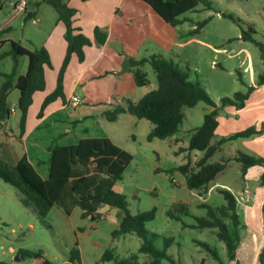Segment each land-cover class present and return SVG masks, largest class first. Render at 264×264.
I'll list each match as a JSON object with an SVG mask.
<instances>
[{
	"label": "rangeland",
	"instance_id": "1",
	"mask_svg": "<svg viewBox=\"0 0 264 264\" xmlns=\"http://www.w3.org/2000/svg\"><path fill=\"white\" fill-rule=\"evenodd\" d=\"M207 1L210 2V8L200 2L195 9L181 15L195 22L205 20V23L194 33L200 41L193 42L184 49L178 65L187 71L189 79L198 81L214 101H219L221 97H231L235 92H245L247 87L242 81L250 85L257 74L264 70L260 49V45L264 49V0ZM39 10L44 17L42 24L23 28L20 27L19 20H16L12 32L0 31V86L3 75L10 72L14 64L10 44L5 41L7 37L22 39V45L34 49L45 35L48 18L56 13L46 2L42 3ZM10 12L11 7L4 8L0 12V20ZM224 13L231 14L233 18L224 16ZM191 26L187 19L179 25L185 31ZM248 28H252L254 32L247 33ZM242 32H246L252 39L241 38ZM22 37L30 39L33 45H27ZM16 61L17 73H24L27 57L19 55ZM146 69L155 80L150 67L147 66ZM139 90L146 89L143 87ZM18 93L17 89H12L7 98L9 106L14 108L9 116L8 124L11 127L7 130L14 137L19 132ZM32 107H35L34 104ZM209 107L200 101L193 107L184 108V119L175 133V136L181 138L178 144L169 138L147 140L151 128L147 119H138L126 113L114 122L100 117L81 120L77 110H73L71 106L47 119L33 131L25 143L16 141V144L21 152L26 147L38 172L45 176L50 158V153L46 150L47 144L72 143L87 134L112 138L133 156L121 179L115 182L114 188L126 196L128 209L132 214L155 208L154 218L147 221L145 227L150 233L160 236L156 239V244H162L163 236L172 237L173 242L168 252L177 264H200L202 261L203 264H218L210 253L196 243V240L205 241L217 250L221 261L232 264L224 243L212 229H199L189 225L195 222V217L206 214V209L199 207L202 202L210 205L225 203L218 187L229 188L238 199H242L243 185L239 164L234 162L219 173L208 184L205 193L188 189L182 173L177 169L185 161L183 156L186 153H177L178 146L185 147L188 144L191 130L202 123L203 114ZM77 118L80 120H76ZM135 121L139 122L136 124ZM0 127L3 128L2 125ZM66 127L73 129L69 135L64 130ZM240 140L235 141V147H240ZM194 152L199 154V151ZM244 184L246 188L254 189L258 181L249 178ZM242 203L240 200L238 213L243 223L240 237L245 240V246L240 250L239 258L250 264L258 241L264 248V219L261 212L251 210ZM178 204L186 205L188 214L175 212ZM170 213L178 215L179 220L172 218ZM118 227V223L103 216L94 221L82 219L78 207L66 214L59 206L54 205L45 219H42L33 208L24 204V197L14 187L0 178V264H42L41 257L21 255L20 259H15L21 250L40 251L42 257L54 264H78L68 262L69 251L75 242L80 251L79 264H118L124 259L147 264L150 256L138 250L142 240L134 233L113 235ZM106 249L112 250L113 258L101 260ZM160 264L171 262L162 259Z\"/></svg>",
	"mask_w": 264,
	"mask_h": 264
},
{
	"label": "trees",
	"instance_id": "2",
	"mask_svg": "<svg viewBox=\"0 0 264 264\" xmlns=\"http://www.w3.org/2000/svg\"><path fill=\"white\" fill-rule=\"evenodd\" d=\"M50 4L57 12L58 21L65 26L64 38L67 42L66 53L59 68L56 86L48 93L39 108L37 117L43 115L48 104L60 98L65 100L63 77L66 67L72 54H75L79 61L84 59V46L91 45L92 41L87 37L81 28L74 26L73 16L75 9L68 6L64 0H41ZM148 4L161 19L177 25L186 18L183 15L189 10L203 2L205 7L210 8L207 0H142ZM233 18L231 14H223ZM194 28L190 30L194 34L203 26L205 20L195 22ZM254 32L252 28L246 31ZM242 32L241 38L252 39L251 36ZM105 33L98 27L94 29V41H104ZM10 53L14 57V64L10 72L5 73L0 86V125L9 119L11 107L7 102L8 95L12 89L19 92L17 107L20 110L19 136L25 131L27 112L33 101V94L45 88L44 68L51 67V60L45 47L40 46L29 49L20 42L8 39ZM261 58L264 65V49L260 45ZM23 55L27 57V68L24 73H17L16 57ZM148 63L155 74L156 86L147 91L142 97L134 101L131 98H124L122 102L116 103L111 109L104 111L108 121H115L121 113H129L139 119H147L152 127L147 134V140L153 138L165 139L174 135L184 119V108L193 107L200 101L211 106L212 109L203 114L202 123L191 130L187 150L199 151L196 159L187 156L184 163L178 165L177 169L182 173L184 182L188 189L203 191L208 189V184L215 180L216 176L223 172L229 165L231 159L240 164L241 174L244 175L248 167L260 164L264 166V157H258L245 152H237L233 158L220 157L214 160L216 153L221 152L222 146L231 140L250 137L260 133V129L248 127L236 131L228 136L215 139V130L218 125L217 116L219 110L226 105H234L236 108L243 107L249 93L255 88L246 86L245 92H235L231 97H221L215 102L204 87L198 82L189 79L186 70L182 69L176 62L162 56H151L149 58L135 59L128 56L123 70L130 71L137 86L148 85L149 79L142 70V66ZM264 83V70L256 76V84ZM50 158L48 164V176L43 178L24 154L18 161L12 163L0 154V178L9 183L23 197L24 204L33 208L37 214L45 219L50 209L57 205L69 214L74 207L81 210L82 219L91 221L99 218L95 211L104 206L116 207L118 209V233H134L142 242L138 248L140 253L150 256L147 264H160L162 259L175 263L168 248L173 242L172 237L163 236L162 244H156L158 234L150 233L145 224L154 218L155 208L145 212L132 214L128 209L126 196L114 189V184L121 179L122 173L128 163L132 160V154L126 149L115 144L106 136H90L79 139L75 143L56 144L49 147ZM260 182L264 185V170ZM225 203L210 205L202 202L199 207L206 209L204 216L195 217V222L189 226L214 231L216 237L226 247L227 257L232 264H244L237 257L238 249L244 245L240 237V229L243 223L237 211V199L227 188L218 187ZM175 212L188 214V207L178 204ZM264 215V205L262 206ZM170 216L179 220V216L170 213ZM184 226H188L184 224ZM210 255L217 260L218 264H226L221 261L217 250L209 243L196 240ZM21 255L30 257H41L42 264H54L46 257H42L40 251L29 252L19 251ZM113 258L112 250L106 249L101 260ZM68 261L70 263L80 262V251L77 242L69 251ZM118 264H140L130 259L121 260ZM203 264V261L200 263ZM257 264H264V248H261L257 256Z\"/></svg>",
	"mask_w": 264,
	"mask_h": 264
},
{
	"label": "crops",
	"instance_id": "3",
	"mask_svg": "<svg viewBox=\"0 0 264 264\" xmlns=\"http://www.w3.org/2000/svg\"><path fill=\"white\" fill-rule=\"evenodd\" d=\"M64 1L68 6L76 10L73 16L74 26L81 28V31L91 39L92 44L84 46L83 61H79L75 54H72L70 58L63 77L65 100L63 101L58 98L51 102L44 109L42 117L38 118V108H40L44 97L56 86L57 74L67 47V42L64 38L65 26L61 21H58L57 12L48 18V22L45 26V35L40 43L36 45V47H45L51 60V67L44 68L46 81L45 88L44 90L37 91L33 94V101L28 108L25 131L22 136H19L18 132V135L14 137L12 135L13 133L10 130H7L11 127V125L8 124L9 119L4 122L5 126H3V128L0 127V154L12 163L18 161L25 154L34 165L28 155L26 147L24 151L21 152L16 143H25L33 131L39 128L54 114L71 106L73 110H77L78 118L81 120L89 117L106 119L104 116L105 110L111 109L116 103L122 102L124 98H131L136 101L147 91L154 88L156 82L148 74L146 69L147 66L150 67L148 63L142 66V70L146 73L149 79L148 85L137 86L132 73L123 70L128 56L135 59L162 56L179 64L184 49L191 43H198L200 41L195 36L196 34L190 33V30L194 28L195 20L185 17L192 24L191 28L185 31L181 29L179 25L186 21V19L180 24L172 25L161 19L159 15H157L153 9L142 0ZM42 3L43 1L41 0H26V5L22 8L17 4L16 0H0V12L6 7H11L10 14L0 20V31H6L7 33L12 32V29L14 28L13 24L16 20H19V23H21L20 27L23 28L33 24H42V22H44V17H42L39 10ZM96 27L105 33L104 41L101 43L94 41V29ZM11 38L12 37L8 36L6 40ZM22 38L27 42V45H33L30 39L25 37ZM15 40L22 42V39ZM1 41L2 40H0V42ZM18 74L21 73L19 72ZM152 77L155 79L154 72ZM246 85H252L255 88L249 93L243 107L236 108L234 105H226L219 110L215 139L228 136L236 131L244 130L252 126L256 129H260L264 124V83L257 85L256 79H253L250 85L248 83H246ZM143 87H145L146 90H139ZM73 96L79 98V104H73L71 101ZM215 102L218 103L219 101ZM33 104L35 106L34 108L32 107ZM211 109L212 107L210 106L207 111ZM123 114L126 113H121L115 121H118ZM78 118L76 120H80ZM138 122L135 121L136 124ZM64 130H66V135H69L73 129L66 127ZM90 136L95 135L87 134L79 137L77 141L81 138ZM168 138L172 139V142L175 144H178L181 139L180 137L175 136V134ZM110 139L121 147L119 143H116L112 138ZM239 139H241L239 142L240 147H235L234 143ZM70 143L71 142H57L47 144L46 150L50 153V146ZM187 146L188 144L185 147L178 146L176 152H186L183 156L185 161L187 160L188 155L190 158L194 157L192 158L193 160L196 159L200 153H193V151L188 152ZM239 151L258 157H264V128L260 133L250 137L238 138L226 142L222 146L221 152L216 153L214 160H217L220 157L233 158ZM234 162L236 161L231 159L226 169ZM34 167L37 170L35 165ZM263 170L264 166L260 164L248 167L244 175L241 174L240 170L239 175L243 185L242 199H238V197H236V195L230 190L237 199V211L241 200L243 202L242 204L250 207L251 210H258L263 215L262 206L264 205V185L260 182ZM41 176L43 178L48 176V165L46 167V175ZM249 178L258 181V185L255 186L254 189H248L244 184ZM221 185L224 186V184ZM117 212V222L115 223H118ZM101 216L106 218L105 215ZM243 241L245 244V240ZM259 244L260 242L258 241L256 248L253 251V255L250 258V264H257V256L262 248ZM244 246L245 245L238 249V258L240 250H242ZM239 260L241 261L240 258ZM241 262L247 264L243 261Z\"/></svg>",
	"mask_w": 264,
	"mask_h": 264
},
{
	"label": "water",
	"instance_id": "4",
	"mask_svg": "<svg viewBox=\"0 0 264 264\" xmlns=\"http://www.w3.org/2000/svg\"><path fill=\"white\" fill-rule=\"evenodd\" d=\"M117 208L116 207H110L109 205H104L100 208H98L95 211V215H105L106 218L112 222H117V218H116V212H117ZM21 258V254H17V256L15 257V259H20Z\"/></svg>",
	"mask_w": 264,
	"mask_h": 264
},
{
	"label": "built area",
	"instance_id": "5",
	"mask_svg": "<svg viewBox=\"0 0 264 264\" xmlns=\"http://www.w3.org/2000/svg\"><path fill=\"white\" fill-rule=\"evenodd\" d=\"M17 1V4L20 6V7H25V5H26V0H16ZM71 101L73 102V104L74 105H77V104H79V102H80V100H79V98L77 97V96H73L72 98H71ZM14 108H13V106H11V111L13 110Z\"/></svg>",
	"mask_w": 264,
	"mask_h": 264
}]
</instances>
